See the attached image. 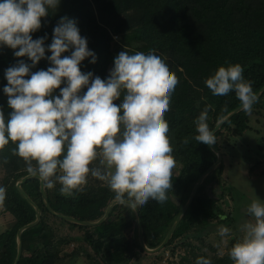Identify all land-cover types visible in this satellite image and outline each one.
Wrapping results in <instances>:
<instances>
[{"label": "clouds", "instance_id": "1", "mask_svg": "<svg viewBox=\"0 0 264 264\" xmlns=\"http://www.w3.org/2000/svg\"><path fill=\"white\" fill-rule=\"evenodd\" d=\"M59 3L0 0V46L30 61L18 59L4 70L2 92L10 111L5 116L0 110V150L14 145L11 151L23 160L26 173L46 189L59 184V193L66 197L83 192L90 175L133 209L150 199L165 202L175 167L165 113L178 83L176 74L153 47L121 50L104 79L82 72L81 62L95 63L96 55L73 18H59L47 45V33L35 39L31 35ZM41 59L49 66L33 72ZM242 73L239 63L218 66L204 84L213 96L234 92L247 113L256 94ZM118 99L119 104L113 103ZM209 107L194 118L193 139L214 145ZM5 193L0 185V201ZM244 211L250 219L239 225L242 235L228 255L233 264H264V201L255 198ZM219 232L227 234L229 229L221 225ZM196 264L211 260L197 257Z\"/></svg>", "mask_w": 264, "mask_h": 264}, {"label": "trees", "instance_id": "2", "mask_svg": "<svg viewBox=\"0 0 264 264\" xmlns=\"http://www.w3.org/2000/svg\"><path fill=\"white\" fill-rule=\"evenodd\" d=\"M95 10L100 12L101 21L97 20ZM121 13L125 14V19L121 22V28L115 27L113 33L119 35L125 28L127 32L122 37L126 39V43L136 41L142 44V49L153 47L160 51L169 59L168 64L178 78L165 119L169 125L172 155L175 162L181 165L178 176L172 177L171 187L184 190L195 183L216 161V155L209 145L193 139L194 115L207 106L196 104L199 93H205L209 100L212 99L213 106L209 107L207 123L213 130L219 121L240 107L232 91L227 95L213 96L204 84L205 78L218 66L239 63L243 68L242 75L252 82L255 94L264 87V0H60L57 10L53 13L50 9L49 15L41 18V27L31 35L35 39L47 33V45L51 42L52 29L59 18H73L80 35L87 38L88 48L96 55L95 63H89L88 59L81 62V71H92L94 75L104 79L114 58L111 50L112 35L108 27ZM13 51L0 46V110L4 111L5 116L10 109L7 107V97L2 92L6 84L4 70L18 59L30 63L27 57H14ZM45 55L50 53L46 51ZM48 66V61L41 59L32 71L46 69ZM58 92L59 89H56L55 94ZM263 96L264 92L253 105ZM119 102V99L113 101L116 104ZM247 113L241 110L230 117L214 132L216 139L222 128L230 126L235 136L243 135L249 129ZM189 114L193 115L192 119ZM185 138L188 143H184ZM213 146L219 150L217 142ZM13 147L10 143L0 150V163L12 166L13 180H17L28 174L14 165L23 160L12 153ZM221 169L222 165L215 172ZM34 180H29L28 183ZM1 185L6 186V193L0 204L3 212L13 218L14 224L0 234V264H14L17 256V233L22 227L34 222L35 212L13 188L12 182L7 184L5 180ZM47 200L55 214L90 222L101 217L103 209L115 199L107 186H99L96 189H84L73 197L55 192L47 195ZM136 208L145 240L152 244L177 213L168 199L163 203L149 201ZM47 210L43 207L42 212ZM117 210L134 215L128 205L117 204L112 207L109 217ZM190 210L211 219L216 217L213 201L208 199L194 198ZM60 220L64 221L62 218ZM69 224L87 230L83 236L84 241L107 264H124L128 254L135 248L124 234L131 229L130 221L105 220L92 227ZM38 226L42 255L35 254L33 250L26 254L32 248L31 237L26 230L21 234L22 251L17 264H48V255L53 253L50 257L55 256L51 227L43 220ZM176 237L177 234L174 233L167 244ZM215 263L233 264L229 255L217 259Z\"/></svg>", "mask_w": 264, "mask_h": 264}, {"label": "rangeland", "instance_id": "3", "mask_svg": "<svg viewBox=\"0 0 264 264\" xmlns=\"http://www.w3.org/2000/svg\"><path fill=\"white\" fill-rule=\"evenodd\" d=\"M95 15L97 20L101 21L100 12L95 10ZM124 19L125 14L121 13L120 17L108 27L112 35L111 50L114 56L123 49L130 52L142 50L141 43L136 41L126 43V39L122 37V34L127 32L125 28L124 32L119 35L113 33L115 27L121 28V22ZM165 58L169 60L166 56ZM112 66L113 64L109 66L108 72ZM169 68L174 72L171 66ZM212 103V99L209 100L205 93H199V101L196 103L198 106L207 105L212 107ZM199 112L194 116L197 117ZM188 116L191 119L193 118L191 114ZM247 121L249 129L241 136H235L231 126L221 129L220 135L216 139L219 150L214 152L216 159L218 157L220 159L216 168L222 165L221 171L215 172L216 168L211 170L204 175L203 180L197 187H195L196 182L187 186L184 190L171 187L167 193L168 202L177 210V213L153 244L145 240L143 232L142 237L140 236L137 215L132 207L129 206L135 216L128 211L117 210L109 217L112 207L108 210L105 220L130 221L132 224L131 229L125 231L124 234L135 245V248L128 254L124 264H196L197 257L208 258L211 260V264H214L217 259L228 255L232 243L242 235L239 231V225L245 219H250L245 215L246 205L255 198L264 201V96L247 113ZM14 165L18 169L25 170L23 161ZM180 170L181 165L175 162L172 177L178 176ZM13 176L12 166L7 167L0 163V185L5 180H7V184L12 182L13 188L35 212V224L22 231L23 233L27 230L31 237V243H28L32 248L26 253L27 255L32 250L35 254L42 255L43 253L40 249L38 226L43 220L52 229L51 242L56 252L53 257H50L53 253L48 255V264H107L84 241L83 236L87 230L72 227L69 224L71 222L60 220V215L50 210L47 195L55 192L60 194L58 191L59 184L53 189H46L36 177L27 175L13 180ZM32 179L35 180L28 183ZM99 186L104 187L106 184L89 175L84 189H96ZM191 195H193L192 201L196 197L213 201L216 217L211 219L190 210ZM112 201L103 209L101 217L90 222L99 221ZM149 201L153 200L150 199ZM43 207L48 209L47 212H42ZM179 214L180 219L175 223ZM221 225L228 227L229 232L227 234L222 235L219 232ZM5 226L6 219L3 221L0 218V234L4 231ZM171 230L172 234L166 244L159 247ZM174 233L177 234V237L168 245L167 243ZM21 242L20 248L22 251Z\"/></svg>", "mask_w": 264, "mask_h": 264}, {"label": "water", "instance_id": "4", "mask_svg": "<svg viewBox=\"0 0 264 264\" xmlns=\"http://www.w3.org/2000/svg\"><path fill=\"white\" fill-rule=\"evenodd\" d=\"M264 92V87L256 94V99L259 97V96H261V94ZM241 111V108L240 107H238V108H236L234 111H232L231 113H229L227 116H225L221 121H219L217 124H216V126H215V128H214V132L216 131V130H218L230 117H232L234 114H236V113H238V112H240ZM209 147L214 151V152H217V150L215 149V147L213 146V145H209ZM219 162H220V159H219V157L216 159V162L210 167V169L208 170V171H206L204 174H203V176H201L197 181H196V184H195V187H197L199 184H200V182L203 180V178H204V175H206L208 172H210L211 170H214L215 168H216V166H218V164H219ZM192 197H193V195H191V197H190V201H192ZM117 204H125V203H122V202H120V201H117V200H114V201H112L110 204H109V206H108V208H107V210L105 211V213H104V215H103V217L99 220V221H97V222H82V221H78V220H75V219H73V218H70V217H67V216H63V215H60L59 217L60 218H62V219H64V220H66V221H69V222H71V223H74V224H77V225H81V226H95V225H98V224H100L101 222H103L104 220H105V217L107 216V214H108V210L109 209H111V207H113V206H115V205H117ZM127 205V204H126ZM50 210H52L51 208H50ZM135 210V212H136V215H137V219H138V225H139V230H140V236L142 237V226H141V223H140V219H139V216H138V211H137V208H135L134 209ZM179 219H180V214L177 216V218H176V222L175 223H177L178 221H179ZM35 224V220H34V222H32L31 224H28V225H26V226H24V227H22L19 231H18V233H17V243H18V247H17V256H16V260H15V262H14V264H17L18 263V260H19V257H20V254H21V248H20V241H21V233H22V231L23 230H25V229H27V228H29L30 226H33ZM172 232V230L169 232V234L166 236V238H165V240L162 242V244L159 246V247H162L164 244H166V242L168 241V239L170 238V236H171V233ZM142 247H144L143 245H142Z\"/></svg>", "mask_w": 264, "mask_h": 264}, {"label": "crops", "instance_id": "5", "mask_svg": "<svg viewBox=\"0 0 264 264\" xmlns=\"http://www.w3.org/2000/svg\"><path fill=\"white\" fill-rule=\"evenodd\" d=\"M0 218L3 219V221L6 219V228L4 227V231L6 229H9L13 224H14V220L12 217H10L9 215H7L6 212H3L2 207L0 206ZM2 233V232H1Z\"/></svg>", "mask_w": 264, "mask_h": 264}]
</instances>
